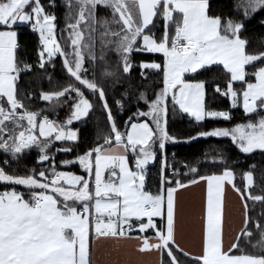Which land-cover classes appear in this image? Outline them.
Returning <instances> with one entry per match:
<instances>
[{"label": "snow or ice", "instance_id": "6c2138e0", "mask_svg": "<svg viewBox=\"0 0 264 264\" xmlns=\"http://www.w3.org/2000/svg\"><path fill=\"white\" fill-rule=\"evenodd\" d=\"M66 4L70 13H76L69 16L72 22L67 24L70 52L58 41L57 17L46 11L42 0H0V149L18 158L26 149L36 147L38 162H48L47 168L32 169L27 174H10L0 166V182L25 188L0 191V264H98L92 259V242L132 239L137 241V253H156L158 264H182L178 254L189 257L192 264H264V223H253L248 215V200L264 201V196L248 191L254 183L253 171L244 174L243 189L236 186L235 174L229 168L221 174L203 175L197 167L188 166L193 175L184 182L175 169L167 174L165 155L156 191L146 188L147 166L156 160L157 149L164 153L166 143L176 140L167 130L169 99L174 108L196 121L231 119L229 111L206 107L207 80L196 79L211 72L213 66H222L228 77L225 87L216 83L214 91L230 96L233 108L242 102L245 114H256L259 119L201 131L198 136L230 137L244 154L264 151V51L251 54L246 50L248 41L241 37L243 22L229 18L222 23L221 16L210 14L209 0H66ZM97 6L111 8V21L97 19ZM48 7H55V0H50ZM243 8L248 17L264 9V0H246ZM157 20L163 21L159 36L153 32ZM21 23L30 24L39 34V68L58 55L63 57V67L72 82L42 92L41 98L47 102H60L61 98L65 103L72 101L71 114L64 123L42 115L43 109L30 111L18 98V78L33 68L18 60L15 28ZM98 24L103 25L101 44L114 45L124 73L132 69L134 52L163 57L160 63L141 62V68L162 73L163 86L151 99L143 93L139 96L148 111L137 110L129 116L123 130L113 115L104 85L85 66L86 57L91 62L98 59L93 51ZM110 25L118 26V30ZM104 51L102 48L101 60ZM249 66L255 70L247 71ZM186 74L196 76L186 79ZM103 75L114 73L104 70ZM237 82L239 90L234 87ZM89 96L101 103L109 130L102 142L74 160L60 162L64 166L78 164L84 174L58 170L55 155L49 150L56 142L78 140L77 131L70 126L93 109ZM115 103L124 108L122 100ZM130 154L135 160L134 170ZM200 181L207 183L206 215L201 252L192 256L177 242L176 193ZM226 184L239 194L244 209L241 227L227 244Z\"/></svg>", "mask_w": 264, "mask_h": 264}, {"label": "trees", "instance_id": "16d2710c", "mask_svg": "<svg viewBox=\"0 0 264 264\" xmlns=\"http://www.w3.org/2000/svg\"><path fill=\"white\" fill-rule=\"evenodd\" d=\"M245 1L209 0V11L210 14L221 16L222 23L229 18L236 22H243L244 28L241 30V37L248 41L246 50L251 54H255L264 51V9L245 17L243 9ZM42 3L45 4L46 11L56 15L57 39L61 46L65 48V51L69 52L70 47L65 40L69 32L67 28L69 11L66 2L64 0H55V7H48L50 0H42ZM111 19L112 16L108 14V20L111 21ZM110 27L118 30L116 25H110ZM162 27L163 21L157 20L156 27L153 28L156 36L161 34ZM15 30L17 31L18 60L33 66L31 71L21 72L18 78V98L24 101L25 106L30 111L43 109L42 115H47L49 119L57 123H64L71 114L72 101L69 100L65 103L64 98H61L60 102H47L41 98L42 92L58 90L60 87L72 82L63 67L62 57L58 55L50 63H46L43 69L39 68L38 52L41 47L39 34H35L30 25L16 27ZM101 31L99 27L97 33L100 34ZM99 34L96 35L93 49L98 59L95 62H91L90 57H86L85 66L89 68L90 73L94 71L97 79L104 85L113 115L117 124L121 126V130H123V125L129 116L137 110L148 111V105L143 100H140L139 96L143 93L151 99L163 86L162 73L159 70L141 68V62L154 61L160 63L163 57L138 51L134 52L131 56L132 69L129 73H124L122 66H120L119 53L115 51L114 45H102ZM102 48L105 49L103 60L99 59L102 54ZM259 66L261 65L257 64V67ZM104 70L112 72L114 75L104 76ZM246 70L251 72L255 69L249 66ZM193 76H196V74H188L185 78L190 79ZM196 79L207 80L206 107L210 110L229 111L231 119L227 121L205 120L202 123H197L191 116L182 113L178 107L174 108L169 99L167 130L170 135L176 137V140L166 143L164 155H166L169 165L172 166V171L175 169L179 173L178 178L187 182L188 177L193 175L189 171L188 166L197 167L203 175L221 174L224 168H229L235 174L236 186L243 189L246 184L244 174L251 170L253 171L254 183L248 191L252 195L264 196V151L258 150L251 154H244L232 142L231 138H199L198 136L201 131H210L218 127L232 128L238 123H246L249 119H259V116L256 114L247 115L241 107L233 110L229 98L214 91L216 83H219L223 89L228 79L221 66L213 67L211 72H204L203 75L196 76ZM89 99L94 103L89 115L81 122L70 126L71 129L78 130V142H56L49 150L50 154L55 155L58 170L84 174L78 165L74 164L67 167L61 165L60 162L63 160H74L77 155L82 154L86 149L98 142H102L103 135L109 130V121L98 98L89 96ZM117 100L123 101L124 108L122 110L115 103ZM261 115H264V113H261ZM191 137L196 138L190 139ZM57 148H70L71 151L57 152L55 151ZM164 155L157 149V158L147 171L146 188L148 190L156 191L158 187ZM38 156L39 151L36 147L26 150L18 158H12L0 152V166H4L10 174H27L32 169L47 168L48 162L39 163ZM5 160L10 163L6 165L4 163ZM253 165L255 166L254 168L252 167ZM172 171L167 169V174L171 175ZM13 187L17 190L25 191L24 188L16 185L0 183V191L11 190ZM248 206V215L253 223L256 220L264 223V201L248 200ZM252 226L250 225V227ZM136 234L134 233V235ZM256 238L254 232L253 243H256ZM248 251L251 252L253 249L248 247ZM178 259L181 260L182 264H192V260L186 256L178 254Z\"/></svg>", "mask_w": 264, "mask_h": 264}, {"label": "crops", "instance_id": "0c3cea01", "mask_svg": "<svg viewBox=\"0 0 264 264\" xmlns=\"http://www.w3.org/2000/svg\"><path fill=\"white\" fill-rule=\"evenodd\" d=\"M149 54H153V53H149ZM154 55H158V54H154ZM187 75L188 74H186V76ZM234 87L237 90H239L241 88V85L239 84V82H237L236 84H234ZM227 97L229 98L231 103V97L230 96ZM239 107L243 109L242 102L238 104V106L235 108H233L231 104V108L233 110ZM184 114L189 115L187 113ZM247 115H252V114H247ZM85 118L86 117H84L79 121H74L73 124L79 123ZM193 119L195 120V118ZM205 120H224V119L206 118ZM205 120L203 121L195 120V121L197 123H202ZM5 123L9 127H11L10 122H5ZM24 123L26 124V121ZM76 131L79 140V132L78 130ZM78 140L74 142L73 141H65V142L77 143ZM26 150H30V149H26ZM129 162H130V166H132L134 169L135 160L133 155L131 154L129 155ZM176 200H177V242L180 245V247L184 248L187 252L191 253L192 256H197L201 252V236L204 226V217L206 215V202H207L206 181H200L195 185H189L186 188L179 189L178 192L176 193ZM224 200H225V233H226V244H227V242L236 234V232L241 227L244 209L239 194L231 187V185L228 184L225 185ZM136 245H137V241L135 239L120 240V241H113V240H102L98 242L94 241L92 242V259L93 261L98 262V264H137V262H139V264H158V255L156 253H145V254L137 253L135 251Z\"/></svg>", "mask_w": 264, "mask_h": 264}, {"label": "rangeland", "instance_id": "374dc122", "mask_svg": "<svg viewBox=\"0 0 264 264\" xmlns=\"http://www.w3.org/2000/svg\"><path fill=\"white\" fill-rule=\"evenodd\" d=\"M65 2H66V0H64ZM245 3H246V1H245ZM244 3V4H245ZM243 4V5H244ZM104 8V9H103ZM244 9V8H243ZM107 10H109V11H107ZM261 10V9H260ZM68 11H69V8H68ZM259 10H257L256 12H258ZM256 12H254V13H256ZM254 13H252V14H254ZM76 13H75V11H73L72 13H70V11H69V15H68V23L69 22H72L70 19H69V16L70 15H75ZM108 14H110V16H112V10H111V8H108V7H105V6H97V9H96V17H97V19L98 20H102L103 18H107L108 19ZM251 14V15H252ZM30 24H24V23H21V24H19V27H21V26H29ZM97 30H98V28L100 27V29L101 30H103V25L102 24H98L97 26ZM85 30V33H86V36H85V39L87 40V29L85 28L84 29ZM99 33H97L96 32V34H95V36L96 35H98ZM65 40L66 41H68V34H67V37H65ZM71 51V47H70V50H69V52ZM141 53H145V52H141ZM153 54H158V55H161L162 56V54H159V53H153ZM55 58V57H54ZM62 59H63V57H62ZM84 118V117H83ZM82 118V119H83ZM199 138H201V137H199ZM203 138H207V137H203ZM213 138H217V139H223V138H230V137H213ZM26 151V150H25ZM24 151V152H25ZM256 151H258V150H256ZM0 152H2V153H4V154H6V155H9L10 157H12V155H11V153H5L4 152V150H2V149H0ZM23 152V153H24ZM23 153H21V154H19V155H22ZM165 153V152H164ZM164 153H163V155H164ZM13 158V157H12ZM168 163V162H167ZM154 164V161H150L149 162V164H148V166H147V171H148V168L150 167V166H152ZM78 165V164H77ZM79 166V165H78ZM79 168H80V170H82L83 171V169L79 166ZM168 169L170 170V171H172V166L171 165H169V163H168ZM134 170V169H133ZM146 177H147V173H146ZM0 183H6V182H0ZM245 183H246V180H245ZM6 184H8V183H6ZM16 186H19V185H16ZM19 187H21V188H24V186H19ZM25 189V188H24Z\"/></svg>", "mask_w": 264, "mask_h": 264}, {"label": "built area", "instance_id": "2783aa9c", "mask_svg": "<svg viewBox=\"0 0 264 264\" xmlns=\"http://www.w3.org/2000/svg\"><path fill=\"white\" fill-rule=\"evenodd\" d=\"M33 32H34L35 34H38V32H36V31H34V30H33ZM164 156H165V155H164ZM164 156H163V158H164ZM166 158H167V157H166Z\"/></svg>", "mask_w": 264, "mask_h": 264}]
</instances>
